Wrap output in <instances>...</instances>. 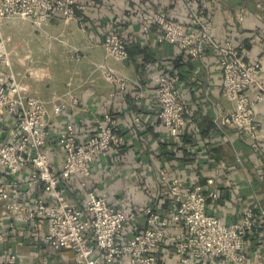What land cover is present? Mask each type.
Masks as SVG:
<instances>
[{
    "label": "built area",
    "instance_id": "1",
    "mask_svg": "<svg viewBox=\"0 0 264 264\" xmlns=\"http://www.w3.org/2000/svg\"><path fill=\"white\" fill-rule=\"evenodd\" d=\"M203 1L184 0L189 21L157 11L143 16L142 28L155 25L158 41L178 44L196 58H202L209 48L218 53L221 90L233 105L218 112L214 122L230 125L245 135L264 160L256 117V106L264 97L262 62L247 56L245 42L213 34ZM57 13L67 21L77 20L83 28L89 24L84 0H0V201L4 215L29 235L41 233L55 249L71 248L73 259H61L60 264H111L116 260L161 264L159 254L168 241L176 264H211L213 260L243 264L248 237L264 229V207L245 205L236 220L224 221L210 210L209 196L219 194L212 175L205 182L187 181L161 161L160 182L170 197L169 213L155 200L118 206L106 192L89 184L96 157H115L129 136H138L146 124L142 115L136 114L128 130L121 126L117 114L107 109L98 117L96 128L85 136L70 118L62 119L55 128L47 102L29 91L14 68L2 21L21 17L40 24ZM238 15L243 19L245 9ZM103 44L116 58L130 56L122 29L107 32ZM101 67L113 86L112 94L127 89V75L107 63ZM181 79L178 69L160 71L150 95L155 119L176 143L183 141L194 112L180 93ZM71 102L83 105L85 100L74 95ZM68 107L64 99L52 101L54 113ZM69 195L83 196L78 202ZM6 242L7 233L0 228V246L7 252L0 264H19L18 251L5 246Z\"/></svg>",
    "mask_w": 264,
    "mask_h": 264
},
{
    "label": "crops",
    "instance_id": "2",
    "mask_svg": "<svg viewBox=\"0 0 264 264\" xmlns=\"http://www.w3.org/2000/svg\"><path fill=\"white\" fill-rule=\"evenodd\" d=\"M84 1L89 20L86 28L75 19L67 21L62 13L40 24L28 18H5L2 28L10 41L8 49L20 54L22 63L26 62L14 67L19 78L31 93L47 102L55 128L62 119L70 118L85 136L96 128L102 112L110 109L117 114L121 126L130 130L133 116L142 115L146 124L144 133L130 135L127 145L115 157L97 156L89 184L106 192L109 200L118 206L145 205L155 200L162 211L169 213L170 197L160 182L159 163L163 161L173 174L187 181L205 182L212 175L213 187L219 194L209 196L210 210L224 221L236 220L245 205L264 207V160L245 135L230 125L214 122L218 112L233 105L221 90L218 53L209 48L202 58H196L178 44L158 41L155 25L142 28L143 16L157 11L189 21L184 0ZM202 3L215 36L245 42L247 56L262 62L260 80L264 83V0ZM241 8L245 9L243 19L238 15ZM118 28L125 32L130 56L114 57L118 63H112L107 58L113 55L107 52L103 39L107 32ZM58 58V66L49 67L47 63ZM68 59L75 63H69ZM102 63L128 76L125 91L112 94L113 86L103 72ZM165 69L181 72L180 93L194 110L181 143H176L167 128L155 119V105L150 98L158 73ZM138 91L142 94L137 95ZM74 95L82 97L84 104L73 105ZM54 98L66 100L69 107L62 113H54ZM256 117L264 152V97L256 106ZM82 196L69 195L78 202ZM0 228L7 233L5 246L18 251L19 264H60L61 259H73L71 248L55 249L43 240L41 233L29 235L18 227L12 218L4 215L1 201ZM2 248L0 260L7 255ZM246 249L243 264H264V229L248 237ZM161 250V264H176L169 241ZM111 264H123V261ZM211 264L224 262L213 260Z\"/></svg>",
    "mask_w": 264,
    "mask_h": 264
},
{
    "label": "rangeland",
    "instance_id": "3",
    "mask_svg": "<svg viewBox=\"0 0 264 264\" xmlns=\"http://www.w3.org/2000/svg\"><path fill=\"white\" fill-rule=\"evenodd\" d=\"M3 27V26H2ZM5 32V31H4ZM7 46H8V48L10 47V41L7 39ZM23 51V50H22ZM23 53V52H22ZM10 54H11V58H12V61H13V65H14V67L16 66V65H20V64H22V65H24V64H26V62L25 63H22L21 62V60H20V54H17L16 52H14V51H10ZM57 58V57H56ZM107 60L109 61V62H112V63H118V61H116L117 59L116 58H114V56L113 57H108L107 58ZM60 62V60H59V58H58V60H50L47 64L49 65V67H51V66H53V67H57L58 66V63ZM68 62L70 63H75V61H73V60H70V59H68ZM51 75V74H50Z\"/></svg>",
    "mask_w": 264,
    "mask_h": 264
}]
</instances>
